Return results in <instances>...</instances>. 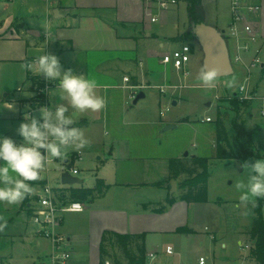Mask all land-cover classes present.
I'll list each match as a JSON object with an SVG mask.
<instances>
[{"label":"crops","instance_id":"1","mask_svg":"<svg viewBox=\"0 0 264 264\" xmlns=\"http://www.w3.org/2000/svg\"><path fill=\"white\" fill-rule=\"evenodd\" d=\"M246 1L261 6L248 16L264 42V0ZM205 3L206 0H202L199 8L203 19L212 25L215 20L219 22L209 17ZM153 16L159 17L153 21ZM191 23L188 0H180L168 9H160L157 0H0V136L12 138L18 145L23 143L16 129L24 122L26 106H29L23 101L30 97L24 93L32 92L29 78L32 72L21 65L35 61L44 52L56 55L63 70L72 69L76 75L96 80L97 94L106 100L103 110L83 112L75 123L91 141L88 147L80 150V160L92 164L96 180L84 185L82 179L81 183L67 186L65 197L70 198L72 186L94 187L98 178H103L109 187H104L92 201H84L85 210L64 214L59 229L70 239L72 257L69 264H100L101 242L107 231L144 233L146 254L157 252L155 264H199L200 255L207 256L206 264H259L249 258L248 250L242 255L243 248L237 256L227 254L229 243L225 240L219 243L217 238L221 235L214 228L210 230L217 238L212 239L211 254L202 252L191 261L194 236L198 233L191 210L200 202L178 199L169 204L167 201L169 196L182 192L179 183L184 176L177 178L178 189L171 195L169 159L206 156L205 153L191 155L188 151L183 154L186 145L180 152L177 148L168 150L162 146L166 133L164 125L173 123L177 127L189 124L190 119H159L151 109L154 106L159 109L163 93L167 91L174 98L173 104L179 102L178 90L185 84L177 82L175 77L182 70L163 62L162 58L183 44L191 46V58L196 53L199 57L202 50L196 47V39L186 36L191 31ZM251 56L248 53L245 57L249 60ZM254 72L252 108L255 100L262 102L261 107L264 105V72ZM125 76H129L130 81H126ZM245 78L246 75L244 81ZM140 92L145 95L135 102ZM52 99L48 96L51 104L57 103L56 97ZM7 104H13L15 111L9 110ZM145 109L152 112H145ZM208 115L212 116H205ZM205 116H202L203 122L207 121L203 119ZM209 122L212 127L207 128L205 136L215 155L216 124L215 120ZM256 128L262 130L259 124ZM228 134L232 137L235 131ZM263 135L255 138L264 150ZM76 152L70 148L66 153ZM41 175L51 183L49 174L45 176L43 172ZM32 187V194L22 203H0V215L8 221L0 235V244L4 240L18 242L33 259L31 264H40L41 255H49L51 245L37 233V225L31 219L35 195L41 184H32ZM144 203L148 204L147 208ZM161 205L166 206L164 211L153 210ZM180 226H187L188 231H177ZM206 226L209 225L204 229ZM246 228L239 229V244L245 242ZM167 245H173L175 252L167 253ZM218 245L225 251L222 261L217 257ZM11 255V252L0 253V259H8Z\"/></svg>","mask_w":264,"mask_h":264},{"label":"rangeland","instance_id":"2","mask_svg":"<svg viewBox=\"0 0 264 264\" xmlns=\"http://www.w3.org/2000/svg\"><path fill=\"white\" fill-rule=\"evenodd\" d=\"M204 6V5H203ZM209 17L215 20L214 26L224 35L226 38L228 48L231 57L234 55V41L228 37V24L231 21V7L230 0H212L210 3L206 0L205 7ZM210 20V22H213ZM157 23H160L158 21ZM225 29V30H224ZM191 31L194 32V24L191 23ZM196 39V47L202 50L199 57L197 53L193 54L192 58L188 62L189 73L186 75L184 71H181L179 75L175 77L177 82L185 84L178 90L180 97L177 104H173L174 98L170 91L163 93V101L159 104V109L152 107L154 116L159 119L163 117L166 119H178L185 118L190 119L189 124L182 123L177 127L165 129L166 133L162 137V146L169 149H180L186 145V149L183 150V154L190 152L191 155L195 153L203 154L209 157V177H208V200L200 201L199 204L194 206L191 210V216L193 217L194 227L197 229V234L194 236L193 241V252L190 253L189 259L194 261L195 256L200 253H210L211 245L213 240L210 233H207L204 229L205 225H209L211 230L218 229L220 232L219 243L225 240L229 243V248L226 250L227 254L237 256L242 249L241 244L238 243L239 229H243L244 226L248 227L252 222V211L249 207L247 208H236L235 205L238 203L240 193L235 189L234 182L236 180H247V170L241 167L242 164L237 159H220L216 157L212 152L208 143L207 128L212 127V123L209 121L203 122L202 116L211 114L213 120L217 117V112L221 110L226 116V124L228 126V132L233 133L234 127L232 124V118L236 115V111L227 101L222 100V96L233 95L235 92L240 91V84L244 81L246 70L243 68L241 63L233 60L234 73L226 77H219L216 81L214 88H208L204 86L199 79L201 69L204 65V51L197 36H191ZM257 69L255 70V72ZM254 72V73H255ZM186 75V76H185ZM225 81L230 82V86H226ZM57 85V84H56ZM56 85L53 86V90ZM32 92L30 97L25 99L23 103H27L29 106L41 104L43 100L42 93H39L37 88L31 85ZM52 90V89H51ZM52 99V98H51ZM57 103L60 102L59 98L56 97ZM53 100V99H52ZM210 102V104H209ZM53 104V103H52ZM134 104V103H133ZM262 102L255 100L253 102V108L251 111L254 115L242 112V117L247 118L248 126L254 128L259 124L262 130L259 131L255 128L256 137L260 134H264V120L260 114ZM42 107V106H41ZM169 107L166 110L164 116H161L160 110L162 108ZM252 107V106H251ZM145 112H152L149 109H145ZM29 112V109L26 110ZM252 113V114H253ZM32 115L39 117V108L33 111ZM165 125L163 126L164 129ZM107 137V136H106ZM264 140V135H263ZM165 148V149H166ZM70 148H66L64 151L67 152ZM72 153H66V157H71ZM264 159V157L259 158ZM64 159H52L50 158L47 164L48 170L44 171L45 176L49 174V180L52 184H58L61 180L62 169L64 168ZM76 165L79 168V176L83 179L84 185H90L96 180V173L93 169L92 164L85 159L77 161ZM46 166V167H47ZM186 175L183 176V178ZM180 188V186H179ZM39 190V189H38ZM264 211V210H263ZM212 232V231H211ZM245 242L251 243V236L248 233L243 235ZM203 243H199L200 241ZM199 247V248H198ZM110 252L116 255L122 262H127V258L121 248L112 247L109 248ZM242 255L247 253V250H242ZM9 253L11 256L8 259H0V264H31L33 259L28 257L25 249L18 242H11L4 240L0 244V253ZM225 251H223L219 245L217 248V257L222 261V257ZM170 257V255H168ZM38 263L49 264L48 255H41ZM161 264V262H157Z\"/></svg>","mask_w":264,"mask_h":264},{"label":"clouds","instance_id":"3","mask_svg":"<svg viewBox=\"0 0 264 264\" xmlns=\"http://www.w3.org/2000/svg\"><path fill=\"white\" fill-rule=\"evenodd\" d=\"M21 67L45 80L59 83L54 90H48L49 98L58 97V103L39 108V118L28 112L16 129L23 143L0 136V203L17 205L33 192L32 183L42 179L50 158L63 160L66 148L82 150L91 143L84 131L75 126L76 119L83 112H99L106 107V100L97 94L98 84L94 79L74 74L72 69L63 70L56 55L45 53L33 62ZM220 72L205 66L199 79L208 88H214ZM230 86L229 81H225ZM30 96V93H24ZM8 109L15 111L13 104ZM30 107V106H26ZM247 180H236L235 189L240 193L236 208H247L257 199H264V159L245 162ZM8 226L7 219L0 215V233Z\"/></svg>","mask_w":264,"mask_h":264},{"label":"trees","instance_id":"4","mask_svg":"<svg viewBox=\"0 0 264 264\" xmlns=\"http://www.w3.org/2000/svg\"><path fill=\"white\" fill-rule=\"evenodd\" d=\"M189 11L192 22L204 20L199 8L202 0H188ZM186 36H195V32H188ZM40 75L29 73V78L36 83ZM223 101L229 102L236 111V115L232 118V124L235 134L230 137L226 125V116L219 110L215 119L216 124V153L215 156L220 159H238L243 164L245 162H253L264 156L262 144L256 142V130L248 126L247 118L242 117L241 113L252 114V98H241L237 95L222 96ZM39 118V117H37ZM169 168L172 178H179L180 175H186L179 183L182 192L178 196H169L167 201L169 204L174 203L178 199L188 201H207L208 200V177L209 157L194 155L191 157H172L169 159ZM46 183L45 179L33 182V185ZM104 187H109L103 178H98L94 187H74L69 188L70 198L80 199L85 202L92 201L98 192ZM145 208L148 207L144 203ZM252 211V222L246 228V232L251 236V247L248 256L256 260L259 264H264V199L255 200L254 204H250ZM165 205L153 208L154 211H164ZM177 231H188L187 226H180ZM0 233V235H2ZM145 234H122L118 232H105L100 247V264H105L107 258H112L114 263H120L121 260L110 252L109 248L119 247L124 252L128 264H144L147 260L146 247L144 244ZM139 239L142 241L140 242Z\"/></svg>","mask_w":264,"mask_h":264},{"label":"built area","instance_id":"5","mask_svg":"<svg viewBox=\"0 0 264 264\" xmlns=\"http://www.w3.org/2000/svg\"><path fill=\"white\" fill-rule=\"evenodd\" d=\"M180 0H157L160 9H168L171 6L177 5ZM231 7V21L228 26V37L234 41V55L231 61L239 62L246 68L247 74L245 81L240 84V91L235 92L233 95L240 96L241 98H252V76L253 72L257 69L264 72V42L261 34L257 31L255 26L249 20V14L257 12L260 5L256 3L247 2L246 0H230ZM159 16H153L152 20L155 21ZM48 36V33H47ZM252 54L251 58L246 59V54ZM192 49L189 44H183L180 47L165 53L162 61L165 63H172L177 69L184 71L185 74L189 73L188 62L191 59ZM264 77V76H263ZM126 81H130L129 76H125ZM56 82H50L40 75L39 80L33 83L32 86L37 88L39 93H42L43 100L41 104L32 105L28 107L30 114L41 106L51 107L52 104L48 101V90L52 89ZM161 91H165L162 87ZM133 97L136 94H132ZM169 107L162 108L160 113L165 115ZM260 114L264 117V105L260 108ZM204 120H213L212 116H205ZM82 158V152L79 150L72 153L71 157L64 159L62 173L68 171L72 175L79 173V168L76 165L77 161ZM48 170V166L46 167ZM62 180V178H61ZM71 184L63 183L54 186L46 182L38 193H36V203L31 213L32 221L37 225V233L48 239L51 245V251L48 255L49 264H69L72 257V247L69 237L62 232L59 227L63 222L64 214L71 211H83L86 208L84 201L80 199H72L65 197V188ZM205 230L210 233L212 239L216 236L211 232L210 227L206 226ZM245 250L250 249L251 243L243 242L241 244ZM166 252L172 254L175 252L173 245L166 246ZM147 260L144 264H155L154 261L157 257V252L150 251L146 254ZM199 264L207 263V256L200 255L198 258ZM105 264H128L127 262L114 263L113 260L107 258ZM191 264V263H186Z\"/></svg>","mask_w":264,"mask_h":264},{"label":"water","instance_id":"6","mask_svg":"<svg viewBox=\"0 0 264 264\" xmlns=\"http://www.w3.org/2000/svg\"><path fill=\"white\" fill-rule=\"evenodd\" d=\"M54 12H56V10ZM194 32L204 51V65L210 69H217L221 74L220 77L233 74L234 67L231 61L228 44L226 38L218 28L202 20L194 25ZM144 95V92H140L134 101L137 102ZM174 126L175 124L169 123L165 125L164 129L173 128ZM186 154H188V152H186ZM61 178L63 183L71 185L82 182L79 176L72 175L68 171L63 172ZM170 185V194L173 195L178 189L177 179H170Z\"/></svg>","mask_w":264,"mask_h":264}]
</instances>
